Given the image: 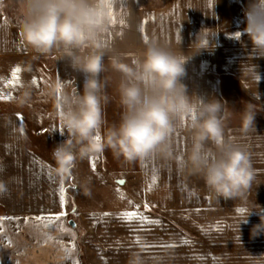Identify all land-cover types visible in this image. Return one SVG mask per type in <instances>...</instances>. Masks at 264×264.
Segmentation results:
<instances>
[{"label":"crops","instance_id":"0c3cea01","mask_svg":"<svg viewBox=\"0 0 264 264\" xmlns=\"http://www.w3.org/2000/svg\"><path fill=\"white\" fill-rule=\"evenodd\" d=\"M250 3L251 0H117L112 18L114 35L119 34L115 35V47L128 53L143 50L147 42L156 38L173 48L180 46L187 54L198 36L207 31L210 46L188 60L183 82L188 85L189 94L196 93L205 100L215 98L224 104L225 136L250 154L255 170L251 188L254 190L262 189L257 185L264 182V123L253 124L243 132L241 124L227 121L223 98V83L231 79L245 97L264 107V52L253 45L245 31ZM121 18L126 23H120ZM22 35L15 0H0V94L11 97L0 100V180L8 189L0 195V217L11 218L0 225L16 222L23 226L16 234L21 238L19 242L13 234L15 230L5 234V239L0 235V264L14 257L21 258L22 264H47L43 262L46 259L63 260L58 264H79V240L91 264H96L94 251L100 252L98 258L103 264H127L130 252L138 249L144 250L149 264H264V232L252 235L253 227L261 223L264 215V190L253 200L261 210H251L253 191L247 194V205L239 197L217 198L200 176L181 170L182 160L165 162L157 156L140 160L142 200L156 214L118 207L81 214L78 225H71L70 211L60 203L58 189L63 179L53 165L32 149L37 135L31 130L36 103L50 101L43 90L57 77L61 79L59 69L69 64L53 58V64L47 65L45 56L31 47L30 51L27 49ZM201 42L205 43L203 36ZM245 66H255L260 77L257 87L251 81L244 85L249 89L243 86ZM17 67L21 69L18 83L12 76ZM78 81L83 84L82 79ZM26 82L32 85L31 101L19 107L17 99ZM174 146L177 155H182L188 146L184 134L175 137ZM149 185L153 186L151 191ZM240 208L247 212L241 214ZM62 211L67 215L52 228H45L43 222L34 219ZM132 212L159 223L121 215ZM246 216L247 223L240 225L239 239L237 224ZM59 223L74 235L60 231ZM137 236L140 245L136 244ZM172 244L176 246L164 247ZM71 254L78 255V262L72 263Z\"/></svg>","mask_w":264,"mask_h":264},{"label":"clouds","instance_id":"9594fccd","mask_svg":"<svg viewBox=\"0 0 264 264\" xmlns=\"http://www.w3.org/2000/svg\"><path fill=\"white\" fill-rule=\"evenodd\" d=\"M117 0H15V10L28 45L45 57L66 61L84 76L81 89L64 90L57 77L43 91L54 103L65 130V139L53 149L57 172L62 179L72 175L77 160H85L103 149L116 158L143 161L157 156L165 162L182 160V171L200 176L217 198H242L248 204L255 179L250 154L225 136L224 104L218 99L205 100L189 94L183 82L185 65L201 49L209 47L207 31L202 32L189 53L152 38L143 50L121 52L115 47L112 12ZM245 31L253 45L264 52V0H251L246 10ZM120 23L126 21L121 18ZM205 43L202 44L201 37ZM250 68L251 73L246 72ZM243 86L259 83L255 66L243 69ZM118 75L116 92L121 117L104 131L103 143L97 142L99 130L106 123L103 106L109 102L107 87ZM245 87V86H244ZM30 82H26L17 106L31 101ZM245 89H249L245 87ZM258 94V93H257ZM255 107L246 104L240 113L241 130L254 124ZM185 135L188 142L177 155L175 137ZM8 191L0 180V195ZM87 194V190H86ZM252 203V209L261 210ZM248 212V214L251 212ZM264 211V210H261ZM261 223L252 229L253 237L264 232ZM247 223V216L238 221ZM127 264H149L143 249L131 251Z\"/></svg>","mask_w":264,"mask_h":264},{"label":"rangeland","instance_id":"374dc122","mask_svg":"<svg viewBox=\"0 0 264 264\" xmlns=\"http://www.w3.org/2000/svg\"><path fill=\"white\" fill-rule=\"evenodd\" d=\"M23 37L25 38V36ZM25 42H27L26 39ZM44 59L47 65L53 64V58L45 57ZM59 74L61 75V80L64 82V90L69 92L77 88L82 90L83 84L81 81H78V78L83 81V74L73 71L69 65L60 68ZM102 75L112 76V81L106 89L109 102L103 106V118L106 123L99 130L101 143L104 140L105 129L113 123L119 122L122 111L119 106L118 93L116 92L118 75L114 73ZM223 98L226 103L225 117L228 122L241 124L240 113L244 111L246 104L250 103L254 105L256 110L254 124L264 123V107L245 97L237 84L231 79H225L223 83ZM41 102L42 100H39L36 103L38 108L33 110V114H31L33 122L31 130L37 135V139L32 144V149L41 154L57 169V163L53 157V149L65 139V130L61 126L60 117L54 103L52 101H45L40 104ZM93 157L97 158L95 170L92 167ZM140 171V160L128 162L123 157L116 158L111 150L107 148L83 161L77 160L72 175L67 179H63L64 187L67 189L68 203L66 205L70 211L68 219L77 226L81 214L101 212L118 207L143 209L144 211L156 214L154 209L145 207V203L142 200L143 186ZM121 180L124 181L122 185L118 183ZM257 187L262 189H251L254 193L251 197L252 201L257 199L258 192L264 190V182L258 183ZM55 225L56 223H52L47 228H52ZM22 227L16 222L0 225V235H3L1 238L5 239V234H11V229L15 230L13 234L16 237V234H19V229ZM20 239L17 236L18 242ZM18 246L20 247V244ZM79 248V264H91L84 255V245L80 240ZM99 253L98 251L93 252L95 256L94 260L96 264H103L102 260L98 258L100 256ZM70 260H72V263L78 262V255L71 254ZM21 262V258L14 257L3 264H22ZM43 262L58 264L62 263L63 260L60 262L58 259H46Z\"/></svg>","mask_w":264,"mask_h":264},{"label":"snow or ice","instance_id":"6c2138e0","mask_svg":"<svg viewBox=\"0 0 264 264\" xmlns=\"http://www.w3.org/2000/svg\"><path fill=\"white\" fill-rule=\"evenodd\" d=\"M113 23H115V19L113 17ZM146 23V22H145ZM239 36V34H237V37ZM21 71V69L19 67H17L13 73H12V76H13V80L15 82H19V76H18V73ZM35 83V81H33ZM10 84L12 83L11 81L9 82ZM8 99H11L10 96H6V95H3V94H0V100H8ZM95 139L97 140V142H100L101 140V137L99 135H97L95 137ZM96 157H93L92 158V167H93V170H95V162H96ZM51 178V177H50ZM154 181H155V178H154ZM119 183L123 184L124 181L121 180L119 181ZM74 187V185H73ZM152 185H149V191L152 190ZM59 191V194H60V203H61V206L62 208L68 203L67 201V189L64 187L63 185V181H61V186L60 188L58 189ZM123 198V197H122ZM131 203V201H130ZM145 207H148L147 204H145ZM238 211L241 213V214H244L247 212V209L245 208H240L238 209ZM67 215V212H64L62 211L61 213L59 214H54V215H48V216H37L35 217L34 219L38 222H43V226L45 228L49 227L52 223H57V222H61L62 220V217L63 216H66ZM95 215V214H93ZM104 216H108V215H111L110 213H104L103 214ZM121 215L123 216H126L128 218H136L139 216V218L141 219L142 222H148V223H153V224H158L159 221L158 220H149L148 217H144V216H140L139 213H136V212H132V213H122ZM7 219H11V218H8V217H0V223H2L3 221L7 220ZM29 219H33V218H29ZM59 229L60 231H63V232H67L69 233V235H74V233L71 232L70 229H67V228H64L63 224L62 223H59ZM49 240L53 239L52 237H48ZM185 244L188 243L187 240H184L183 241ZM142 242L139 238V236L136 237V244L140 245ZM143 247L145 248H150L152 247L151 245H142ZM176 245L175 244H172V245H164V247H175ZM61 247L64 248L65 251H67V248L63 245V242H61ZM72 249L75 250V245L73 244L72 245ZM201 259H203V257H200Z\"/></svg>","mask_w":264,"mask_h":264},{"label":"built area","instance_id":"2783aa9c","mask_svg":"<svg viewBox=\"0 0 264 264\" xmlns=\"http://www.w3.org/2000/svg\"><path fill=\"white\" fill-rule=\"evenodd\" d=\"M22 39H23V41L25 42V38L23 37V35H22ZM26 43V42H25ZM26 46H27V49L30 51V46H28V44L26 43Z\"/></svg>","mask_w":264,"mask_h":264},{"label":"water","instance_id":"95a60500","mask_svg":"<svg viewBox=\"0 0 264 264\" xmlns=\"http://www.w3.org/2000/svg\"><path fill=\"white\" fill-rule=\"evenodd\" d=\"M118 183H119V182H118ZM119 184L122 185L121 183H119ZM70 224H71V225H74V223H73L72 221L70 222Z\"/></svg>","mask_w":264,"mask_h":264}]
</instances>
